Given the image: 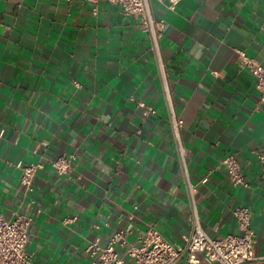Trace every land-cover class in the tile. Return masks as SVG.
<instances>
[{
	"label": "crops",
	"instance_id": "0c3cea01",
	"mask_svg": "<svg viewBox=\"0 0 264 264\" xmlns=\"http://www.w3.org/2000/svg\"><path fill=\"white\" fill-rule=\"evenodd\" d=\"M0 0V212L34 216L37 264H93L92 241L138 244L150 226L183 243L196 207L213 236L251 210L264 256V101L239 50L264 62V0L155 1L182 138L160 59L140 20L100 0ZM146 109H150L146 113ZM74 155L71 177L52 166ZM235 155L248 185L223 160ZM41 161L26 192L17 163ZM207 178V181H203Z\"/></svg>",
	"mask_w": 264,
	"mask_h": 264
},
{
	"label": "built area",
	"instance_id": "2783aa9c",
	"mask_svg": "<svg viewBox=\"0 0 264 264\" xmlns=\"http://www.w3.org/2000/svg\"><path fill=\"white\" fill-rule=\"evenodd\" d=\"M94 4L96 12L100 0H88ZM122 6L123 13L134 15L140 20L141 27L150 37L152 46L160 59L162 74L168 91L171 110V126L175 137L182 138L184 121L174 107L173 97L167 79V71L162 59L161 37L165 21L155 12V1L175 8L179 0H108ZM239 66L252 67L256 77V86L264 101V62L256 61L244 50H239ZM150 109H146L148 113ZM256 157L264 171V149L257 150ZM74 155H59L52 160V166L60 175L71 177L74 172ZM223 164L230 179L236 185H248L240 163L235 155H228ZM17 166L22 169L21 182L26 192L34 190L37 172L44 167L41 161L23 163ZM203 181H207L204 178ZM234 215L238 230L225 236H213L203 226L202 219L194 208L190 218L192 227L183 243L173 242L166 238L155 226H150L139 239L138 244H130L127 231H116L106 246L99 241H92L87 250L93 256V264H264V256L256 253V231L252 225L251 210L245 205H237ZM34 216L19 210L13 219H8L0 212V264H37L27 251Z\"/></svg>",
	"mask_w": 264,
	"mask_h": 264
}]
</instances>
